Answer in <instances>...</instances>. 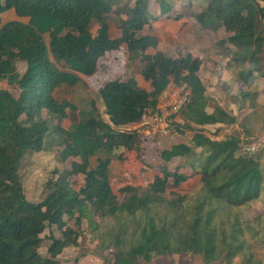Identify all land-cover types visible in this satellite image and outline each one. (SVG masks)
I'll return each mask as SVG.
<instances>
[{
  "label": "trees",
  "instance_id": "16d2710c",
  "mask_svg": "<svg viewBox=\"0 0 264 264\" xmlns=\"http://www.w3.org/2000/svg\"><path fill=\"white\" fill-rule=\"evenodd\" d=\"M158 4L161 15L173 10L167 0H158ZM10 9L30 21H12L0 29V81L20 89L18 98L0 91V264H58L66 248L79 246L84 219L97 232L102 226L97 217H130L140 212L148 216L132 233L130 245L125 229L113 238L114 264L148 263L188 252L202 255L208 263L239 256L246 245L244 236L252 240L253 235L249 223L232 212L258 202L264 194L263 153L238 155L239 136L213 140L198 131L191 145L175 144L160 152L164 162L188 158L192 170L201 175V191L188 203V197L178 199L175 206L179 209L170 224H159L150 211L171 184L178 187L189 179L186 174L164 166L142 194L137 186H125L122 201L113 190L124 160L103 150L98 139L112 141L118 135H129L118 129L140 122L171 82L186 83L191 89L181 113L188 126L237 123L220 106L208 112L209 98L199 77L200 59L191 53L175 59L159 50L148 53L158 48L155 37L138 36L151 21L148 0H137L132 9L123 6L117 10L109 0H0V15ZM207 12L232 34L228 41L235 49L230 64L247 89L238 95L244 107L251 98V87L264 79V0H211ZM110 15L127 17L120 20V39L110 38ZM123 44L131 57L141 59L142 77L151 83V91L142 89L135 77L111 81L100 90L107 118L93 101L87 114L80 113L86 118L63 128L68 110L77 112L78 108L71 101H57L55 92L64 85L78 86L82 82L79 74L93 75L99 59ZM18 62L26 65L23 75ZM56 133L61 136L62 161L79 158L81 162L55 170L57 178L47 181L45 197L36 203L26 196L20 162L28 152H41L48 137ZM196 148L202 151L196 153ZM78 176H84V185L76 190L73 178ZM77 212L80 215L75 218ZM66 217L74 219L76 228L66 226ZM52 226L62 238L50 234V257L44 258L40 253L42 235Z\"/></svg>",
  "mask_w": 264,
  "mask_h": 264
},
{
  "label": "crops",
  "instance_id": "0c3cea01",
  "mask_svg": "<svg viewBox=\"0 0 264 264\" xmlns=\"http://www.w3.org/2000/svg\"><path fill=\"white\" fill-rule=\"evenodd\" d=\"M109 1L112 2L113 8L115 10L123 6H127L128 8L132 9L135 7L137 2V0ZM167 1L172 4L173 10L166 15H161V8L158 4V0H148L149 10L151 14H153L156 18L152 19L150 21V24L138 33V36H152L158 40V48L149 49V54H154L157 50H159L164 52L169 57L175 59L184 56L186 53H191L195 58L200 59L202 64L199 71V77L203 82L204 86L206 87V96L209 98L208 112L212 113L215 110L216 106H220L225 111L233 115L237 119V123L231 126L224 124L207 125L205 127L197 126L195 124H190V126H188L186 119L180 114L178 116H175L174 118V123L176 125L175 130H177L178 132L179 129L183 132V134H176L177 136L175 135V138L179 139L181 137H184L185 133V139H180L179 142L176 141L171 145L164 147L165 142L169 141V138H172L171 134L175 130H173L168 137L159 138L160 140L158 141H160V143H157L156 140L153 139L156 137L150 135V127L147 124H144V121L142 119L140 121L142 123L141 126H138L137 128H132L133 130H130L129 128L136 124H139L140 122L125 127H120L118 129L120 133H127L130 136L118 135L112 141H107L103 138H99L98 143L101 145L102 149L107 151L108 153L123 157L124 161L121 163V170L125 172V175H128L129 179H131L130 177L132 176V172L129 171L131 170L130 168H142L143 162H141L139 155L143 147H147L146 151L143 150V154L146 155L144 158L148 160L146 164L149 166V168L147 167V165L143 167L148 169L146 173L148 175H150L151 167L157 166V168L159 169L156 175L157 177L158 175H160V170L162 167L167 166L171 171V168L169 166L170 163H175L180 159H185L188 161L189 167H187V164H183L179 166V172L186 174L189 179L185 183L181 184L183 185L187 183L189 184L192 180L191 178H193V176L195 177V174L192 171V168L190 167L188 158L177 157L170 162H164L162 159H158L155 157V155H158V151L161 152L164 149H170L173 145L180 143L191 145V139L194 134L198 131L203 132L206 136L213 140H223L232 135H236L239 136L243 141L244 137L241 135L242 133H239L240 135L236 134V130L239 127L238 124L240 121V116L245 112L252 113L253 110L249 109V102H247L244 107L239 105L240 101L238 95L240 92L245 91L247 89L246 86L243 85L240 80L236 77L235 73H233V66L230 64V56L235 49L234 46H232L228 41V38L232 36V34L227 32L223 24L215 20L207 12V8L211 0ZM0 19V29L2 26L12 21H19L25 24H28L30 21L29 17L18 16L15 9H10L8 11L3 12L0 15ZM121 19L126 20L127 17L125 15H115V17L114 15H110L108 17V23L110 28L109 34L112 40L120 39L123 36V32L120 26ZM46 41L48 42L47 36ZM151 50H154V53H152ZM134 58H136L137 61L139 59V57L136 56L131 57L128 50V46L126 44H123L119 50L107 52L103 57L99 59L96 72L93 75L84 76L79 74L82 79V82L79 85L83 84V81L87 83V85L89 86L88 90L91 93V96L101 108V113H105V106L100 95V90L107 83L114 81L113 79L109 78H113L114 74L122 73L125 70L127 64H130V62H132ZM24 65L25 64L22 62L17 63L20 74H24L26 71ZM140 72V75L133 76L136 78L139 86L140 79L143 80L142 68ZM3 83L7 87L3 88L2 90L9 91L16 98L19 97L20 89L18 86L11 85L6 80L0 81V84ZM147 83L148 87L144 90L151 91V83ZM64 87H66V85L62 86L55 92V98L57 101H59L57 99V93L61 89H64ZM90 87H92L93 90ZM94 89L96 91H94ZM66 100L69 101V99ZM258 103H260V100ZM156 106L152 107L149 112L156 110ZM158 146L162 149L159 148L158 150ZM242 147L243 145H241V149ZM195 151L196 153H200L202 149L196 148ZM188 168L190 169V172H192V174H188L187 172H185V170ZM132 177L135 179V176ZM195 181L200 182L201 188V175L199 176V179L195 177ZM131 185L136 186V184L132 183ZM78 249L79 248H73L72 251H77ZM185 254L187 253L178 254L174 256L159 257L151 262H140L139 264H182L183 261L179 258L181 257V255ZM84 259L86 261H94L95 259L94 263L96 264H100L99 261H101L100 258H95L93 256H86L84 257ZM112 264H114V261ZM188 264L214 263H208L203 258H196Z\"/></svg>",
  "mask_w": 264,
  "mask_h": 264
},
{
  "label": "rangeland",
  "instance_id": "374dc122",
  "mask_svg": "<svg viewBox=\"0 0 264 264\" xmlns=\"http://www.w3.org/2000/svg\"><path fill=\"white\" fill-rule=\"evenodd\" d=\"M151 13V12H150ZM115 17V15H114ZM156 17L151 14V20L155 19ZM262 31L264 34V24L262 25ZM150 52V51H149ZM154 53V50H151ZM228 54V53H227ZM140 59V58H139ZM138 61L136 58L133 59V63L127 64L125 70L120 74H114L113 80H127L134 75H140L141 68L143 65L141 63V59ZM263 61H264V51H263ZM26 68V65H24ZM264 69V63H263ZM131 70V71H130ZM236 72L235 67H233V73ZM23 75V74H21ZM108 79V78H107ZM140 79V77H139ZM93 81V79H92ZM100 81V80H99ZM107 81V80H106ZM103 83V82H100ZM141 88L145 89L148 87V83L143 79L139 81ZM97 85V84H95ZM7 87L4 83L0 84V91ZM96 87V86H95ZM89 86L87 83L83 81V84L78 85L76 87L66 86L64 89H61L57 93V99L59 102L62 100L69 99L72 103H74L78 111L72 112L68 110V118L61 123V126L65 129H69L71 125L75 122L80 121L81 118H86L87 111L92 109V102L95 101L91 96V93L88 90ZM92 88V87H90ZM93 90V88H92ZM94 91H96L94 89ZM251 98L249 99V109L253 110L252 113L245 112L240 116V121L238 124V129L236 130V134L241 135L244 137L242 141L243 146L248 145H256L258 151L253 154V156L258 155L259 153H263L264 157V79L259 78L256 83L251 87ZM94 93V92H93ZM260 100V103H258ZM96 102V101H95ZM253 102L254 107H251V103ZM257 102V103H256ZM239 105H242L240 103ZM98 110L101 112V108L96 103ZM81 111V112H80ZM85 112V114L80 115V113ZM104 118L105 113H101ZM141 122L130 127L137 128L141 126ZM183 134V132L175 130L171 134L172 138H169V141L165 142V146L167 147L174 142H179L180 139H185L184 137L175 138L177 135ZM176 135V136H175ZM175 139H174V138ZM48 141L45 144L43 150L39 153L36 152H28L24 158L20 162L19 166V173L20 176L23 177L24 180V187L25 193L28 200L33 202H40L45 197V190L47 187V181L50 178H57L55 170L62 171L64 169H70L71 163L73 161H80L81 159H69L66 162H63L61 159V152L63 147L60 146L59 142L61 141V136L57 133L49 136ZM156 140L157 143H160L158 137L153 138ZM162 147V145H161ZM159 150V146L157 147ZM147 147H143L142 151H140V160L143 162L142 168H130L132 176H135V179L131 176L129 179L128 175H125L124 171L120 170L121 176L116 175V178L113 180V188L115 190L116 195L119 197L120 201H122L123 196L121 195V191L123 186L136 184V186L141 189V194L149 187L153 181H155V177L158 173L157 166L151 167L150 175L146 174L148 169L143 167L148 160L144 157L146 156L143 154V150L146 151ZM162 149V148H160ZM143 157H142V155ZM160 151H158V155L155 157L160 159L158 156ZM238 155L244 154L243 149L237 152ZM124 160V159H123ZM139 160V161H140ZM155 162V161H154ZM264 168V158L261 161ZM187 164L188 161L185 159H180L175 163H170L169 166L171 171L179 170V166ZM141 165V164H140ZM149 168V166L147 165ZM189 167V165L187 166ZM141 168V169H140ZM193 171V170H192ZM118 172V171H117ZM116 172V173H117ZM185 172L188 174H192L190 169H186ZM195 177L199 179L200 173L198 171H193ZM195 177L191 178L192 180L188 184H183L178 187H174L172 184L170 185L169 189L163 195V200L159 203H155L152 206L150 215H153L158 220L159 224H163L164 222L170 224L171 221L175 218V214L178 212L177 203L178 199L181 197H188L186 202L188 203L191 201L201 190L200 182L195 181ZM133 182H132V181ZM84 185V176H78L73 178V187L78 190L81 186ZM126 185V186H127ZM199 186V188H198ZM202 186V185H201ZM186 203V205H187ZM184 207V204H183ZM183 209V208H182ZM239 214L242 218V221L248 222L250 225V234L253 235V239L251 240L249 237L247 239L246 235L244 236L245 246L244 249L241 251L239 256H236L232 259L228 257H223L221 260L215 262L214 264H264V194L262 198L258 202H254L248 206L240 208V210H236V212H232V214ZM80 215L79 212L76 213L75 218ZM147 214L140 212L136 216H125L119 215L118 217L114 218H105L101 220L100 218H96V220L101 223V229L97 232H92V223L89 220L84 219L82 222V236L80 238V244L78 247H71V249L67 248L58 258V264H96L94 261L85 260L84 257L86 256H93L95 258H100V264H112L114 261V253L116 250V246L113 244L114 237L120 233L123 229L126 230L127 233V242L130 245V237L132 233L138 229L140 226L145 224ZM224 217V215H221ZM101 220V221H100ZM66 226L70 228L75 227V221L72 218L66 217ZM54 233L56 237L62 238L61 232L58 230L56 226H52L51 228H47L42 235L44 238L42 242V246L40 248V253L42 257H50L48 254V248L51 244V237L50 234ZM94 235H101L103 238H94ZM101 241H100V240ZM73 248H79L77 251H72ZM83 258V259H82ZM200 258L202 259L203 256L200 254H195L193 252H188L185 255H181L179 258L183 261L182 264H188L193 259ZM82 259V260H81ZM204 259V258H203ZM91 261V262H90ZM194 262V261H193ZM145 263V262H143Z\"/></svg>",
  "mask_w": 264,
  "mask_h": 264
},
{
  "label": "built area",
  "instance_id": "2783aa9c",
  "mask_svg": "<svg viewBox=\"0 0 264 264\" xmlns=\"http://www.w3.org/2000/svg\"><path fill=\"white\" fill-rule=\"evenodd\" d=\"M191 96V89L186 83H170L158 97L156 110L148 112L143 118L144 124L150 127L153 137H168L176 129L175 116L184 110ZM244 154L253 155L258 151L256 145L242 147Z\"/></svg>",
  "mask_w": 264,
  "mask_h": 264
}]
</instances>
